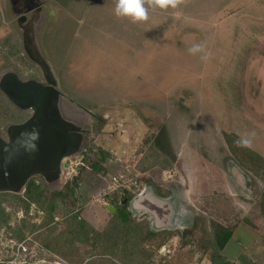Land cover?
<instances>
[{"label": "rangeland", "instance_id": "rangeland-1", "mask_svg": "<svg viewBox=\"0 0 264 264\" xmlns=\"http://www.w3.org/2000/svg\"><path fill=\"white\" fill-rule=\"evenodd\" d=\"M59 2L40 47L69 99L64 106L71 112L88 109L99 119L87 127L82 153L91 156L92 146L111 158L100 177L82 170V159L76 164L82 153L69 157L72 168H63L59 184L48 192L60 190L64 180L82 179L93 189L82 217L101 229L111 214V194H103L111 175L125 170L137 176L140 158L155 146L156 136L161 148L170 146V152H159L170 165L140 171L138 191L146 189L166 203L172 220L145 210L147 198L140 202L144 209H135L132 199L128 210L143 211L150 230L176 234L163 246L165 255L158 249L149 264L164 258L171 264L210 261V238L202 239L207 249L196 244L200 225L211 236L213 223L232 227L259 213L263 181L234 160L225 136L236 135L264 157V0H184L175 9L149 7L148 19L137 23L115 15L116 0ZM0 12V38L9 32L19 37L5 0ZM196 45L199 50L190 51ZM2 64L0 57V73L11 69ZM18 68L27 74L25 66ZM153 185L169 195L158 196ZM34 210L28 217L36 222L41 215ZM9 211L11 223L22 218L15 207ZM24 237L25 251L15 257L19 242L0 231V264H71L44 250L32 234Z\"/></svg>", "mask_w": 264, "mask_h": 264}, {"label": "trees", "instance_id": "trees-1", "mask_svg": "<svg viewBox=\"0 0 264 264\" xmlns=\"http://www.w3.org/2000/svg\"><path fill=\"white\" fill-rule=\"evenodd\" d=\"M2 23L0 12V27ZM0 57L3 59L2 66L10 67L21 78L30 77L29 71L34 65L22 54L14 32L0 38ZM18 65L27 68L26 75L21 73ZM26 117L27 113L18 111L0 92V127L6 123L19 122ZM154 139L155 148L148 146L138 163L139 171L146 172L154 165L164 168L170 165V160L159 153L163 148L170 152L168 142L166 147L161 148L159 138L155 136ZM225 141L234 160L259 177L264 185V157L241 142L236 135L226 134ZM88 149L91 156L83 153L82 170L86 169L90 174L100 177L105 176L108 169L104 164L109 162L111 155L100 148L93 150L90 146ZM153 188L160 197L169 195L167 191L156 190V185ZM92 191V187L77 176L65 181L60 190L51 193L44 182L33 178L27 182L21 194L0 193V231L5 229L17 242L22 241L26 233L32 234L33 240L38 241L44 250L71 264L113 263L111 259L107 261L108 257L127 264H149L157 250L175 236V230L153 231L148 228L145 218L136 220L128 210L133 194L125 190L111 193L110 204L115 210L101 229L95 228L81 214ZM123 199H126L125 203H122ZM11 207L22 212V218L14 224L11 223ZM31 207L35 208L34 215H41L36 222L28 217ZM260 213L264 217V186L260 194ZM56 216L59 219L56 220ZM212 225L211 236L199 226L202 235L196 242L197 246L208 248L202 240L204 237L210 238L218 249L223 248L229 240L233 226L225 227L218 223ZM210 251V262L213 264L217 254ZM185 253L193 254V251L187 249ZM162 264L171 263L164 258Z\"/></svg>", "mask_w": 264, "mask_h": 264}, {"label": "water", "instance_id": "water-1", "mask_svg": "<svg viewBox=\"0 0 264 264\" xmlns=\"http://www.w3.org/2000/svg\"><path fill=\"white\" fill-rule=\"evenodd\" d=\"M37 23L40 22L20 27V48L40 69L43 82L20 80L12 69L0 74V92L11 104L29 114L21 123L0 128V193L21 194L34 176H41L47 188L53 189L59 184L63 160L83 151V134L77 140L73 132V127L81 124L68 121L61 110L63 99H69L59 90L55 71L41 51L34 26ZM81 109L93 115L90 110ZM65 166L63 162L62 167ZM149 200L150 207L146 208L158 213L160 205L156 198ZM125 202L123 199L122 203ZM107 208L110 213L115 210L111 204Z\"/></svg>", "mask_w": 264, "mask_h": 264}, {"label": "flooded vegetation", "instance_id": "flooded-vegetation-1", "mask_svg": "<svg viewBox=\"0 0 264 264\" xmlns=\"http://www.w3.org/2000/svg\"><path fill=\"white\" fill-rule=\"evenodd\" d=\"M5 2L7 5V8H8V11L11 14L12 19L14 21L15 27L17 28L18 33H19V35H18L19 37H17L19 45H20V40H21L20 27H24L28 23L33 24L37 21L40 23L39 24L37 23V25L34 24V26H36L35 28H36V32H37V40H38V43L40 45L41 33L43 32L44 27H45L46 23L48 22V20L53 16V13L59 7V4H60L59 0H5ZM39 18H40V20H39ZM33 65H34V68L29 71L31 74L29 78H21L17 75L18 78L20 80L34 79V80H37L39 82H43L40 69L35 64H33ZM63 100L66 101V99H63ZM15 108L20 112L27 113V112L21 111L17 107H15ZM78 108L81 110V112H71L70 110H68L64 106V102H63V106H62L61 110L63 111L64 116L66 117V119L68 121H74L75 120L76 122H78V124L79 123L81 124L80 126L78 125L75 128L73 127V132L76 134L77 140H81L82 137H80L79 134H83L84 138L82 141V148H83V151H86L85 144H86L87 134L89 132L87 127L90 124H92L94 121H98L99 119L94 114L93 115L85 114L84 111L81 109V107H78ZM28 116H29V114L27 113V117L25 119H23L19 122H11V123H13V124L21 123V122L25 121L28 118ZM83 153H82V157H83ZM70 157H72V156H70ZM62 164H63V162H62ZM62 164H61V171L63 169ZM33 178L36 180H41L42 182H44L41 176H34ZM33 178H31V179H33ZM59 182H60V178H59ZM44 184H45V182H44ZM45 186H46V184H45ZM46 188H47V186H46ZM144 199H146V198H144ZM144 199H142V200H144ZM158 211H159L158 212L159 214H162L161 206L159 207ZM164 219L166 220L167 216H165Z\"/></svg>", "mask_w": 264, "mask_h": 264}, {"label": "crops", "instance_id": "crops-1", "mask_svg": "<svg viewBox=\"0 0 264 264\" xmlns=\"http://www.w3.org/2000/svg\"><path fill=\"white\" fill-rule=\"evenodd\" d=\"M165 216H167V220H172L169 212L165 215L162 209V214H159V217H161V220H165ZM246 217L233 226L231 237L223 248H216L215 243L211 239L206 241L212 245L211 250L217 254L213 264H264V217L260 213V208L259 213L250 215L249 219ZM241 228L243 230H239ZM174 238L175 236L165 246L169 245ZM228 245H231V248ZM204 262L211 264L210 261H203L200 264ZM180 264L187 263L182 261Z\"/></svg>", "mask_w": 264, "mask_h": 264}, {"label": "built area", "instance_id": "built-area-1", "mask_svg": "<svg viewBox=\"0 0 264 264\" xmlns=\"http://www.w3.org/2000/svg\"><path fill=\"white\" fill-rule=\"evenodd\" d=\"M69 159V157L65 158L63 160V162L66 164V166L64 167V170L66 169H71L72 168V164H70V162H67ZM82 159V154L81 156L79 157L78 161L76 162V164H79L81 163ZM75 164V165H76ZM76 167V166H74ZM121 172L119 171H114V173L111 175L110 179H109V184L108 186L105 188L103 194L105 195H109L113 192H120V191H127V192H130L133 194V197L132 199H134L136 196L140 195L143 190H139V184H138V181H137V177H138V174L140 175L141 172L140 171H137V170H134L136 173H137V176L136 175H131L129 173V175L131 176H128V174L126 175V172L125 170H120ZM74 174H76L75 170H74ZM135 174V173H134ZM133 176V177H132ZM64 181H67V180H64ZM131 199V200H132ZM132 213V212H131ZM133 217L136 219V220H140V219H143V211L141 212H137V213H134L132 214ZM24 240V239H23ZM22 240V241H23ZM11 241V240H10ZM20 241L19 243L16 244V247H15V251H14V256L17 257L20 253H23L25 251V246L23 245V242ZM12 242V241H11ZM161 248V249H160ZM159 248V253H162L160 255H165V253H163V246ZM13 256V257H14ZM162 257V256H161ZM8 262V261H7ZM9 263H11V261H9ZM59 264V263H58ZM151 264H160L159 261H156V259L154 260V262H152Z\"/></svg>", "mask_w": 264, "mask_h": 264}, {"label": "clouds", "instance_id": "clouds-1", "mask_svg": "<svg viewBox=\"0 0 264 264\" xmlns=\"http://www.w3.org/2000/svg\"><path fill=\"white\" fill-rule=\"evenodd\" d=\"M182 3L184 0H116L115 15L137 23L148 19L149 7L152 9H167L169 7L175 9ZM199 48L200 46L196 45L190 51L195 52Z\"/></svg>", "mask_w": 264, "mask_h": 264}, {"label": "bare ground", "instance_id": "bare-ground-1", "mask_svg": "<svg viewBox=\"0 0 264 264\" xmlns=\"http://www.w3.org/2000/svg\"><path fill=\"white\" fill-rule=\"evenodd\" d=\"M39 3V2H38ZM37 3V4H38ZM39 20H40V18H39ZM81 137V136H80ZM234 182V181H233ZM151 197H153L154 198V196L150 193V192H148V190H146V189H143V192L140 194V195H138V196H136L133 200V207L134 208H138V207H140V208H143V207H141L140 206V202H141V200H142V198H148V199H151ZM157 200V199H156ZM158 201V205H160L161 207H162V209H163V211H164V214L166 215L167 214V212H169L168 211V208H167V205H166V203H164V202H162V201H160V200H157ZM159 206V207H160ZM144 209V208H143ZM143 209H140V210H143ZM158 209V208H157ZM145 210H147L148 211V209L147 208H145ZM148 212H150V213H152V214H155L156 215V219H159L158 218V216H159V213H157V212H151V211H148ZM155 223H156V221H155ZM169 221L167 222H163V224H166V225H169ZM156 226H159V225H156Z\"/></svg>", "mask_w": 264, "mask_h": 264}]
</instances>
